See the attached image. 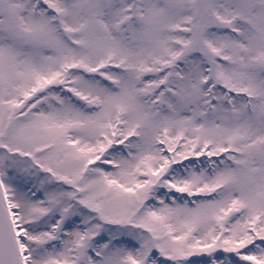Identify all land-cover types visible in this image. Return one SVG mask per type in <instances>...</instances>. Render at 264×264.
Here are the masks:
<instances>
[{"label":"snow or ice","instance_id":"snow-or-ice-1","mask_svg":"<svg viewBox=\"0 0 264 264\" xmlns=\"http://www.w3.org/2000/svg\"><path fill=\"white\" fill-rule=\"evenodd\" d=\"M0 264H264V0H0Z\"/></svg>","mask_w":264,"mask_h":264}]
</instances>
